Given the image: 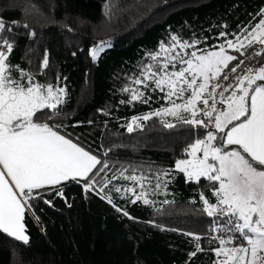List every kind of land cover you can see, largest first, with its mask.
<instances>
[{
  "label": "trees",
  "instance_id": "16d2710c",
  "mask_svg": "<svg viewBox=\"0 0 264 264\" xmlns=\"http://www.w3.org/2000/svg\"><path fill=\"white\" fill-rule=\"evenodd\" d=\"M262 9L264 0H0V19L11 26L4 35L14 44L10 63L39 72L40 83L66 90L61 114L41 119L61 125L60 134L96 155L101 160L97 168L108 164L96 177L101 183L95 190L84 191L82 178L57 186L63 198L48 186L34 190L24 217L29 243L0 232V264H212L214 245L201 239L204 251L190 256L195 244L185 235L208 234L212 218L202 211L199 194L214 202L209 182L188 183L173 170L205 129L194 133L175 119H167L176 124L167 129L153 117L142 130L129 133L132 117L168 105L158 90L145 91V97L152 96L148 104L121 103L130 96L123 89L144 90L134 80L144 65L155 63L148 54L157 52L161 41L170 45L176 35L181 41H201L196 49L219 50L233 34L257 23ZM221 32L228 35L221 37ZM101 42L108 47L93 62L89 52ZM258 51L261 56L255 55ZM227 52L237 59L222 76L233 74L230 69L240 60L244 64L237 72L264 65L260 44L242 49L243 55ZM45 55L49 64L41 71ZM123 169H128L125 175L147 177L145 188L154 190L147 194L150 204L130 203L134 197L123 189L140 188L130 180L112 179ZM166 171L171 172L167 188L155 189L156 174ZM104 181L110 183L99 192ZM105 195L129 215L118 212Z\"/></svg>",
  "mask_w": 264,
  "mask_h": 264
},
{
  "label": "snow or ice",
  "instance_id": "6c2138e0",
  "mask_svg": "<svg viewBox=\"0 0 264 264\" xmlns=\"http://www.w3.org/2000/svg\"><path fill=\"white\" fill-rule=\"evenodd\" d=\"M259 15L257 23L233 34L234 39H226L218 46L219 50L196 49L201 41H181L172 35L170 45L161 41L159 50L148 54L155 63L144 65L134 80L144 90L123 89L130 96L121 103L148 104L152 96L145 97V91L158 90L162 94L160 99L168 105L132 117L126 125L129 133L142 130L143 122L153 117L167 129L176 124L166 117L191 126L194 133L205 129L202 139H195L184 149L187 158L176 160L173 170L183 174L188 183L199 184L202 179L209 182L214 202L203 192L199 194L202 211L212 218L208 234L185 235L192 236L191 242L195 244L190 256L204 251L201 239L206 238L210 246L214 245L212 264H264V65L245 68L242 75L235 76L234 87L230 85L220 92H217L219 84H210L237 59L227 49L243 55L242 49L254 44L264 47V9ZM5 31L10 34L11 26L6 28L0 19V232L27 245L29 236L24 217L29 201L34 198L33 191L48 186L63 198L64 192L57 186L70 180L79 183L78 178L84 181V191L95 190L101 183L96 177L108 164L105 162L97 168L101 160L96 155L73 142L67 134H60L61 125H50L41 119L55 120L61 114L66 90L58 84L40 83L36 80L39 72L11 64L9 57L14 44L5 38ZM227 35L220 33L221 37ZM106 43L101 42L90 50L93 62L104 51ZM190 48L193 50L187 51ZM255 55L262 53L258 51ZM48 64L45 55L41 71ZM242 64L244 61L240 60L230 71L237 73ZM212 128L215 131L209 130ZM127 171L121 170L112 179L130 180L139 186V192L135 187L123 189L134 197L130 203L142 200L145 205L150 204L147 194L154 190L145 188L143 181L147 177L125 175ZM170 175V171L157 173L155 189L162 185L167 188ZM108 183L104 181L99 192ZM114 190L122 191L120 187ZM102 198L118 212L123 211L113 204L110 196ZM123 215L129 214L123 211Z\"/></svg>",
  "mask_w": 264,
  "mask_h": 264
},
{
  "label": "rangeland",
  "instance_id": "374dc122",
  "mask_svg": "<svg viewBox=\"0 0 264 264\" xmlns=\"http://www.w3.org/2000/svg\"><path fill=\"white\" fill-rule=\"evenodd\" d=\"M108 47V45H105V48H107ZM104 48V49H105ZM231 50V49H230ZM102 53V52H101ZM100 53V54H101ZM89 54H90V52H89ZM100 56V55H99ZM225 72V69L223 70V72H222V74ZM244 73V71H242V72H237V73H233V74H229V75H227L228 76V79L227 80H225L224 79V76H222V74L220 75V77L218 78V79H215V80H212L211 82H210V84H212V85H215V84H219L221 87L220 88H218L217 89V92H220L221 90H223V88H227L228 86H235V83H236V81H235V76L236 75H242ZM227 94H230V93H226V95ZM206 98H208L207 96H206ZM217 99H219V97H217ZM210 102H211V100H210ZM166 119H174V118H172V117H166ZM214 131H215V129L214 128H212ZM78 179H81V178H78Z\"/></svg>",
  "mask_w": 264,
  "mask_h": 264
},
{
  "label": "crops",
  "instance_id": "0c3cea01",
  "mask_svg": "<svg viewBox=\"0 0 264 264\" xmlns=\"http://www.w3.org/2000/svg\"><path fill=\"white\" fill-rule=\"evenodd\" d=\"M25 213H26V210H25Z\"/></svg>",
  "mask_w": 264,
  "mask_h": 264
},
{
  "label": "built area",
  "instance_id": "2783aa9c",
  "mask_svg": "<svg viewBox=\"0 0 264 264\" xmlns=\"http://www.w3.org/2000/svg\"><path fill=\"white\" fill-rule=\"evenodd\" d=\"M208 245H209V243H208Z\"/></svg>",
  "mask_w": 264,
  "mask_h": 264
}]
</instances>
